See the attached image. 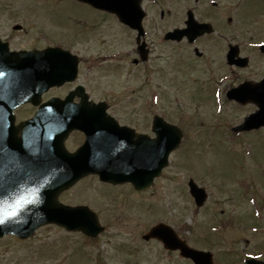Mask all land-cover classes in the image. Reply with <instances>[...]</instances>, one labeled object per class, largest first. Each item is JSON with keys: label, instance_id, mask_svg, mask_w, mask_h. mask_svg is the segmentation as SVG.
Segmentation results:
<instances>
[{"label": "rangeland", "instance_id": "1", "mask_svg": "<svg viewBox=\"0 0 264 264\" xmlns=\"http://www.w3.org/2000/svg\"><path fill=\"white\" fill-rule=\"evenodd\" d=\"M0 2V35L2 38L10 34L16 36L21 45H31L32 27L39 26L33 16L40 5L32 2L59 5L55 11L58 26L66 29L68 35L85 37L88 34V31L77 33V26H81L82 20L89 22L84 18L89 12L75 5L73 0ZM24 21L29 22L25 25ZM17 23L23 25L24 31H12L11 27ZM99 26L101 29L88 42L80 38L68 40L75 53L104 54L121 49L119 42L124 36H115L113 22L106 19ZM148 27L147 41L152 49V116L159 115L183 129L181 145L171 154L167 168L150 190L141 195H134L129 187L115 190L114 186L98 183L93 177L62 192L63 203L83 204L96 212L104 232L92 239L79 232L69 233L54 225H45L27 240L5 237L0 240V264H188L173 253H167L156 241L141 238L148 227L159 222L173 227L200 249L210 247V230L217 225L223 227L220 231L225 239L231 238L239 250H250L240 235L254 234L264 240V131L232 138L231 127L241 123L249 109L224 103L219 108L207 100H192L195 85L199 86L198 81L205 77L201 69L189 75L177 62L176 53L181 47L163 42L164 31L174 26ZM159 71L164 75L158 74ZM97 84L105 83L97 80L93 86ZM104 87L98 88L108 99L143 96V89L140 93L135 90L137 93L133 96L127 84L119 89L111 87L112 93L106 92ZM97 97H101L100 94ZM111 101L115 104L114 114L118 105L115 100ZM131 105H124L127 112L135 106ZM189 178L204 187L208 194L207 202L199 209L188 193ZM253 226L257 233L251 231Z\"/></svg>", "mask_w": 264, "mask_h": 264}, {"label": "flooded vegetation", "instance_id": "2", "mask_svg": "<svg viewBox=\"0 0 264 264\" xmlns=\"http://www.w3.org/2000/svg\"><path fill=\"white\" fill-rule=\"evenodd\" d=\"M32 3L40 5L33 16L37 18L36 21L39 23V26L35 27L34 25L32 27L36 37L30 46H24L18 43L19 38H15L16 36H11V34L6 36L4 39L11 50L24 48L42 50L46 47L58 46L73 51V45L70 46L68 40L80 38L79 40L88 42L101 29L99 23L106 19L113 22L116 37L118 34L124 36L119 42L121 49H116L113 53H92L89 55L88 53H75L73 51L70 54L76 58L75 60L56 61L53 59L54 63L67 64L69 68L77 64V74L73 80L44 92L37 99L38 104L36 106L28 103L15 110L16 123H19L33 116L40 105L55 99L66 100L71 106H78L83 103L100 104L105 115L99 110L94 113V111L84 107L81 109V115L89 127L92 129L94 125L98 126L95 141L86 144L87 147L82 155V159L85 161H102V158L107 156L105 153L112 150L120 151L124 161L132 160L131 157L135 160L136 155L144 152V162H146V153L151 149L153 138V116L151 113L152 49L147 41L148 30L150 29L148 26H161L160 29L168 25L174 26L171 29H166L164 34L175 28L182 30L186 26L189 15L198 23L211 24L213 32L197 37L192 44L186 38H182L177 43L164 42L181 47L179 53H176L177 62L179 66L185 67V70L190 73L189 75L195 71L199 72L201 69V75L205 76L204 79L198 81L201 85L200 91L199 87L195 85L192 100L214 102L217 94L222 101L239 105L226 98L227 91L238 85L245 87L244 94H256L258 97V90H262L261 95L264 94V53L259 51L260 45L264 43V0H141L139 5L143 10L141 21L143 36L139 39V44L140 46L144 45L143 50H146L147 53H139L137 31L123 24L117 12L105 11L97 8L99 5L90 2L73 1L75 5L89 12V15L84 17L89 22L82 20L81 26L76 25L77 33L88 31V34L82 37V35H68L67 30H62L55 22V11L59 9L57 7L59 5H53L51 2ZM114 5L119 6L120 3L115 2ZM152 5L155 7L153 8ZM126 14L135 22L134 8L128 9ZM22 31L24 30L22 29ZM26 32H28L27 27ZM47 33L49 34L48 37H46ZM50 37L54 38L53 41L50 40ZM55 38L58 40L55 41ZM232 45L238 46V57L242 58L241 66L233 63L237 60L236 57L232 60L233 64L228 62V53ZM160 55L162 54L160 53ZM160 73L164 75L161 71L158 72V74ZM165 77L167 76L165 75ZM97 80L105 84L93 86ZM109 82L115 84H108ZM136 83L138 86H135ZM124 84L130 87L133 96L137 93L135 90L140 93L143 89V96L123 98V95L120 99H108L103 97L99 91L102 89L98 88L105 85V91L112 93L111 87L119 89ZM129 84H133V88ZM97 94H100L101 97H97ZM69 95L71 98L67 97ZM79 95L86 97H79ZM111 100H115L118 105V110L114 114L112 108L115 104ZM131 104L135 106L127 112L128 110L124 105ZM240 106L249 109L244 114L245 116L256 109V105L250 102ZM0 110L2 112L1 108ZM0 118H2L1 113ZM94 119L101 122L96 123L97 121H93ZM258 131H264V127L247 131V133ZM86 138L87 134L84 131L75 129L68 134L64 146L67 151L73 153L85 145ZM124 161L120 163L126 166ZM124 185L129 186L133 193L139 195L150 190L149 188L142 192L135 191L131 185ZM221 229L223 227H219L217 231L210 233L212 240H210V247L207 249H200L194 244L191 246L180 233L177 235L181 240H185L190 247L210 252L213 264H246L250 260L264 262V240L262 238L253 236L254 234L246 237L240 235L241 240L248 245L250 250L243 248L239 250L232 244L231 238L225 239ZM251 241L255 242L251 243ZM158 243L160 242L158 241ZM213 247L218 249L214 251ZM165 251L173 253L183 262L193 264L190 259L181 256L179 251Z\"/></svg>", "mask_w": 264, "mask_h": 264}, {"label": "water", "instance_id": "3", "mask_svg": "<svg viewBox=\"0 0 264 264\" xmlns=\"http://www.w3.org/2000/svg\"><path fill=\"white\" fill-rule=\"evenodd\" d=\"M81 1L91 2L108 11L117 12L123 22L140 28L139 22L142 15L139 11V0ZM118 1L121 4L115 7L113 3ZM132 8L135 9V23L126 14L128 9ZM202 28H206V26L192 22L183 32L174 31L166 35V38L179 40L182 35H186L192 40L196 35L204 32ZM43 53L40 56L47 57L48 53L65 52L50 49ZM232 53L236 52L233 50ZM38 55L33 52L11 53L5 44L0 43V73L3 74L0 75V96L3 99L2 106L6 110L7 127L5 129L8 135L7 141L2 143L3 148L7 144V150L0 149V237L12 233L20 238H27L33 234L37 227L47 223L57 224L67 231L78 230L85 235L95 237L102 230L98 225L96 215L86 207L73 208L61 205L57 201L59 193L90 173L98 174L101 180L107 182L128 181L133 183L136 188H143L149 185L153 178L160 174L161 169L167 165L169 153L179 144L180 133L175 127L164 123L161 118L155 117L153 131L156 138L152 140L151 149L146 153V162H144V152H142L136 155L135 160L131 157L134 162L131 166L118 168L117 165L121 161L118 158L122 153L116 151L112 153L114 155L108 160L107 165L92 169L82 168L81 165L76 167L70 164L69 156L62 149V143L69 130L80 126L81 121L78 120L75 113L68 115L64 103H56L52 104L50 110L44 108L36 118L27 122L26 125H32L34 121H43V123L50 121L65 124V126L45 127L43 124V127H40V132L35 128V132H38L37 137L35 136L30 144L20 145L21 142L13 140L12 137L15 136L11 134V131L14 132L12 110L31 100L35 96L34 91L38 96L47 88L59 85L69 78V74L61 77L59 73L56 77L48 67V63L39 59ZM72 72L74 75L75 68ZM242 87L230 91L228 97L238 102H244L247 99L253 100L260 110L246 118L245 123L234 128V131L249 130L264 125V98L248 97L245 99L241 93ZM99 122L101 121L98 120L96 123ZM85 124L87 123L85 122ZM18 129H22V126ZM82 129L87 133L90 142L95 141L97 125H94L92 129L89 125L83 126ZM48 146L54 148L55 151L52 149V155H55V158H51L49 163L47 159H41L45 165L39 168L27 166L26 159L22 158L24 154H41L43 153L41 149L48 148ZM24 149H28V153L24 152ZM189 186L190 193L195 198L197 205H201L205 200L203 190L197 188L193 183H190ZM150 237L161 239L170 249H181L185 256L195 261V264H207L203 263L201 259L203 255L200 252L187 250L176 240L171 230L164 225L153 227L145 236L146 239Z\"/></svg>", "mask_w": 264, "mask_h": 264}, {"label": "snow or ice", "instance_id": "4", "mask_svg": "<svg viewBox=\"0 0 264 264\" xmlns=\"http://www.w3.org/2000/svg\"><path fill=\"white\" fill-rule=\"evenodd\" d=\"M0 75H3L2 73H0Z\"/></svg>", "mask_w": 264, "mask_h": 264}]
</instances>
